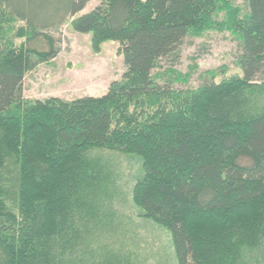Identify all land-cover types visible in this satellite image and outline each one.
I'll use <instances>...</instances> for the list:
<instances>
[{
	"label": "trees",
	"instance_id": "trees-1",
	"mask_svg": "<svg viewBox=\"0 0 264 264\" xmlns=\"http://www.w3.org/2000/svg\"><path fill=\"white\" fill-rule=\"evenodd\" d=\"M89 1L53 23L0 0V264H138L100 242L113 185L91 149L140 158L132 202L169 231L176 264H264V0H98L77 15ZM67 21L95 51L119 44L122 78L101 96L25 98L27 73L59 53L46 29ZM213 29L235 35L240 74L174 88L191 73L160 62Z\"/></svg>",
	"mask_w": 264,
	"mask_h": 264
},
{
	"label": "rangeland",
	"instance_id": "rangeland-1",
	"mask_svg": "<svg viewBox=\"0 0 264 264\" xmlns=\"http://www.w3.org/2000/svg\"><path fill=\"white\" fill-rule=\"evenodd\" d=\"M32 6L42 10L44 17L58 22L65 11L67 0H30ZM90 0L77 15L90 11L98 4ZM232 7L243 8V0H232ZM244 10V8H243ZM225 13L219 12V21ZM23 24L18 22L17 25ZM57 42L58 55L48 63L27 73L23 81V94L28 99L58 97L71 100L82 96H101L113 81L120 80L125 71L123 55L115 41L103 42L99 50L91 47L90 35L75 32L69 21L61 22L57 29H46ZM19 44L22 39H14ZM47 49L46 43L39 44ZM174 63L163 59L161 70L171 66L181 75L191 73L186 83L177 82L176 89H195L204 82V74H214L215 81L240 74L236 64L240 54L238 40L229 30H208L199 36L184 39ZM182 79V78H181ZM88 159L101 163L111 171L110 202L114 219L101 220V238L108 248L123 249L138 264H176L169 231L152 220L140 216L141 210L132 202V186L140 175L141 160L134 154H123L104 149H91ZM107 189V186L105 187ZM107 196L106 191L99 192ZM105 218V216H104ZM105 228V229H103ZM108 228V229H106ZM101 237V238H100ZM119 249V250H118Z\"/></svg>",
	"mask_w": 264,
	"mask_h": 264
}]
</instances>
